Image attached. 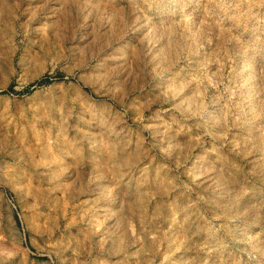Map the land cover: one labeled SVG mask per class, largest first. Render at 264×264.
Here are the masks:
<instances>
[{
  "label": "rangeland",
  "instance_id": "1",
  "mask_svg": "<svg viewBox=\"0 0 264 264\" xmlns=\"http://www.w3.org/2000/svg\"><path fill=\"white\" fill-rule=\"evenodd\" d=\"M0 264H264V0H0Z\"/></svg>",
  "mask_w": 264,
  "mask_h": 264
},
{
  "label": "bare ground",
  "instance_id": "2",
  "mask_svg": "<svg viewBox=\"0 0 264 264\" xmlns=\"http://www.w3.org/2000/svg\"><path fill=\"white\" fill-rule=\"evenodd\" d=\"M152 51V50H151ZM156 51V50H155ZM153 58H155V57H153ZM53 161V160H52ZM50 162V160L48 161V163ZM52 163V162H51ZM55 164H57V162H54ZM44 164V163H43ZM52 165H54V164H52ZM40 166V165H39ZM38 166V167H39ZM54 167V166H53ZM57 167H58V165H57ZM48 169L49 170V168H50V165L49 164H46V165H42V169ZM54 169H55V167H54ZM44 170V171H45ZM54 171V170H53ZM56 171V170H55ZM46 172V171H45ZM47 172H49V171H47ZM42 174V173H41ZM43 174H45V173H43ZM42 174V175H43ZM58 174V173H57ZM57 174H55L54 172H52V173H48V176L50 175V176H55L53 179H54V183H56L57 185H59V184H62V183H60L61 182V178H63V177H61V174H60V176L59 175H57ZM46 175V174H45ZM63 176V175H62ZM52 179V180H53ZM64 179V178H63ZM50 181V180H49ZM210 181V180H209ZM48 182V181H47ZM205 182V181H204ZM212 183H214V182H212ZM55 186V185H54ZM32 188V187H31ZM25 189V188H24ZM26 190V189H25ZM209 190V189H208ZM22 191H23V188H22ZM25 192H27V191H25ZM24 193V192H23ZM25 197V196H24ZM92 209H94V208H92ZM96 212V211H95ZM99 212H103L104 214H105V212H108V211H106V210H100ZM102 214V213H101ZM108 217H110V216H108ZM115 218V217H114ZM104 219V218H103ZM106 219V218H105ZM109 220V219H108ZM105 222V221H104ZM114 225V224H113ZM108 227V226H107ZM116 236V235H115ZM111 237H113V236H111ZM114 239V238H113ZM167 240V239H166ZM156 241V240H155ZM165 241V240H164ZM164 243V242H163ZM160 245V244H159ZM171 246V245H170ZM153 248V247H152ZM156 249V248H155ZM161 249V248H160ZM157 253V252H156ZM206 253H208V252H206ZM205 253V254H206ZM173 254V253H172ZM155 255V254H154ZM157 255V254H156ZM161 255H162V253H161ZM210 256V255H209ZM160 257V256H159ZM213 257V256H212ZM212 257H210V259L212 258ZM215 257V256H214ZM155 258H156V256H155ZM162 258V257H161ZM158 259V258H157ZM156 259V260H157ZM172 261V260H171ZM217 261V260H216ZM161 262V261H160ZM166 262V261H165ZM178 262V261H177ZM174 263V262H173ZM207 263V262H206Z\"/></svg>",
  "mask_w": 264,
  "mask_h": 264
}]
</instances>
